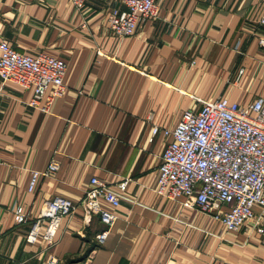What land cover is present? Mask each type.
<instances>
[{
	"label": "crops",
	"instance_id": "crops-1",
	"mask_svg": "<svg viewBox=\"0 0 264 264\" xmlns=\"http://www.w3.org/2000/svg\"><path fill=\"white\" fill-rule=\"evenodd\" d=\"M159 14L119 38L107 27L125 0H0V37L21 53H45L67 65L66 95L51 113L28 105L31 90L0 79V264H264L251 224L239 231L211 215L157 194L159 169L187 111L227 98H264V0H158ZM154 126L159 134L150 142ZM59 164L40 176L33 172ZM98 178L121 192L107 230L82 202ZM65 197L76 205L52 243L27 242L43 205ZM22 207L29 222L17 224ZM230 206H223L228 211Z\"/></svg>",
	"mask_w": 264,
	"mask_h": 264
},
{
	"label": "built area",
	"instance_id": "built-area-1",
	"mask_svg": "<svg viewBox=\"0 0 264 264\" xmlns=\"http://www.w3.org/2000/svg\"><path fill=\"white\" fill-rule=\"evenodd\" d=\"M69 1L78 10L87 2ZM125 5V11L112 10L107 16L108 30L119 38L133 36L140 23L159 14L158 0H125ZM258 24L264 30V14ZM260 45L264 64V38ZM66 72L63 60L45 53H21L0 37L1 84L31 90L28 105L35 110L50 114L56 100L66 95ZM160 131L154 126L149 141L153 142ZM163 133L171 141L159 169L157 194L169 201L186 198V206L211 215L228 231H239L249 223L264 245V98L247 105L227 98L205 102L200 111L185 112L174 129ZM58 170L59 164L53 161L45 172H33L29 191L34 190L40 176H52ZM127 184L125 181L114 189L98 178L91 181L82 207L100 214L107 226L97 236L99 244L105 242L117 219L102 205L118 208ZM226 205L230 209L223 211ZM75 210L76 205L65 197L49 200L32 220L27 242L36 243L47 222L43 238L52 243L62 220ZM14 215L19 225L30 221L20 206Z\"/></svg>",
	"mask_w": 264,
	"mask_h": 264
}]
</instances>
